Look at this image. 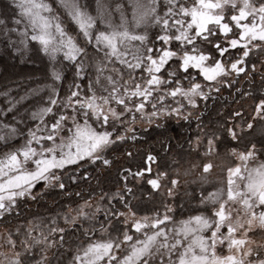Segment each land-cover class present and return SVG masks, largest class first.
I'll use <instances>...</instances> for the list:
<instances>
[{
    "label": "snow or ice",
    "instance_id": "snow-or-ice-1",
    "mask_svg": "<svg viewBox=\"0 0 264 264\" xmlns=\"http://www.w3.org/2000/svg\"><path fill=\"white\" fill-rule=\"evenodd\" d=\"M57 7L0 0L4 52L45 64L0 92V264H264V0Z\"/></svg>",
    "mask_w": 264,
    "mask_h": 264
},
{
    "label": "trees",
    "instance_id": "trees-1",
    "mask_svg": "<svg viewBox=\"0 0 264 264\" xmlns=\"http://www.w3.org/2000/svg\"><path fill=\"white\" fill-rule=\"evenodd\" d=\"M93 1L95 3V0H81V3L91 6L93 4ZM56 2V1H55ZM55 4V3H54ZM57 4V5H56ZM56 6H58V3L56 2ZM57 10L61 12L62 17H63V10L59 9L57 7ZM71 27V25H70ZM45 72V64L42 59L37 58L33 63H24L20 64L18 62H14L11 60L9 56L4 52L3 47L0 46V92L5 91L7 88H12V95L13 96H19L23 95L24 92L26 91L27 88L29 87H34L37 83H41L43 81L37 79L39 77H42ZM31 77L32 79H28ZM16 84H19L20 87L17 89L15 87ZM225 96H227V93H225ZM2 103L5 102V97L2 98ZM37 102L34 100V98H29L26 100V102L22 105H20L21 110L25 107H29L33 103ZM215 102L210 101L209 102V107H213ZM220 104L225 103V101L222 99L219 101ZM228 103H231V101H228ZM171 131L175 133L176 131H180L179 128L172 126ZM192 134H195V125L193 124L192 128ZM157 135V134H153ZM149 140H152V137H149ZM153 147L161 153L163 156L164 153L163 151L159 148L158 144H153ZM185 149H187V145H185ZM203 150H201L202 152ZM214 158V164L217 165L215 166V170L222 172V165H221V160H223V163H230L231 161L228 159H225L223 156H221L219 159L216 157ZM186 160L190 161L191 163H199L201 160V156L197 155L196 153H192L190 156L186 157ZM169 164H171V160L168 161ZM182 165L184 167H187V163L184 161H181ZM175 167V165H173ZM195 175H199V169H197L194 173ZM194 176L192 177H186L188 180L194 179ZM219 183L213 182L210 184L204 185V187L208 188L211 190V185H217ZM187 190L189 193H192L194 191H198L197 185L194 184H189L187 186ZM159 200V198H157ZM178 204H183V207H178L175 211L174 219L179 220L182 216L188 215L192 209L195 207V202L194 201H189L187 197H182L181 199L177 200ZM161 211L163 209L161 208ZM36 213H43V206L37 205V204H31V205H26L23 207V215L21 216V219L24 217H31L32 214Z\"/></svg>",
    "mask_w": 264,
    "mask_h": 264
},
{
    "label": "rangeland",
    "instance_id": "rangeland-1",
    "mask_svg": "<svg viewBox=\"0 0 264 264\" xmlns=\"http://www.w3.org/2000/svg\"><path fill=\"white\" fill-rule=\"evenodd\" d=\"M55 1L58 3V0H53V3L56 4ZM104 2L107 3V4H109V5H111V4H114L115 3V0H104ZM55 4H54V7H57L56 6L57 4L56 5ZM94 7H95V3L93 1V4H91V6H90V10L93 9ZM66 23H67V21H66ZM69 27H70V25H69ZM2 98H3V96H0V105L5 104V102L4 103L1 102L2 101ZM25 102H26V100L25 101H22L21 102V105L24 104ZM211 159H213V161H214V158H211ZM224 164H227V163H224ZM190 177H192V176H190ZM224 177H225V174L223 173V171L222 172H219V171L215 170V168H213L210 171V174H209V177L208 178H209L210 183H213V182L219 183L220 181H222L224 179Z\"/></svg>",
    "mask_w": 264,
    "mask_h": 264
}]
</instances>
